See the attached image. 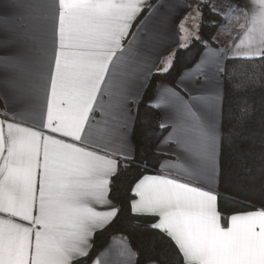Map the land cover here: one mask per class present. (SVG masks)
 Returning a JSON list of instances; mask_svg holds the SVG:
<instances>
[{
  "label": "snow or ice",
  "instance_id": "1",
  "mask_svg": "<svg viewBox=\"0 0 264 264\" xmlns=\"http://www.w3.org/2000/svg\"><path fill=\"white\" fill-rule=\"evenodd\" d=\"M10 7L0 264H264V184L223 194L264 125V0Z\"/></svg>",
  "mask_w": 264,
  "mask_h": 264
},
{
  "label": "trees",
  "instance_id": "2",
  "mask_svg": "<svg viewBox=\"0 0 264 264\" xmlns=\"http://www.w3.org/2000/svg\"><path fill=\"white\" fill-rule=\"evenodd\" d=\"M204 31L209 32L211 29L205 27ZM252 99L257 101V108H259V94L252 97ZM228 103H231V101ZM153 127H155V125H153ZM237 131L239 132L240 130L237 129ZM240 134L244 137L241 143L243 147L246 148L248 154L243 162H234L233 180L234 185L236 186L223 194L230 196L233 200L252 203L251 200L247 199V194L243 189L251 188L253 186L259 187L261 184H264V125H262L257 118L248 123L246 125V131ZM159 135L160 133H157V136ZM121 188H123V186H121ZM224 207L226 209H231L237 206L233 204H224ZM148 235V233H144L145 237ZM108 239L109 237L107 233L101 234L97 237V246L100 248L104 247L107 244ZM144 243L147 245L148 240L145 239ZM157 251L159 252L160 250L158 249Z\"/></svg>",
  "mask_w": 264,
  "mask_h": 264
},
{
  "label": "crops",
  "instance_id": "3",
  "mask_svg": "<svg viewBox=\"0 0 264 264\" xmlns=\"http://www.w3.org/2000/svg\"><path fill=\"white\" fill-rule=\"evenodd\" d=\"M13 0H0V14L10 13L12 11L11 4ZM235 41H238L239 37L233 38ZM229 44V40L225 37V45ZM167 55V53H165Z\"/></svg>",
  "mask_w": 264,
  "mask_h": 264
},
{
  "label": "rangeland",
  "instance_id": "4",
  "mask_svg": "<svg viewBox=\"0 0 264 264\" xmlns=\"http://www.w3.org/2000/svg\"><path fill=\"white\" fill-rule=\"evenodd\" d=\"M224 43H225V40H224Z\"/></svg>",
  "mask_w": 264,
  "mask_h": 264
}]
</instances>
